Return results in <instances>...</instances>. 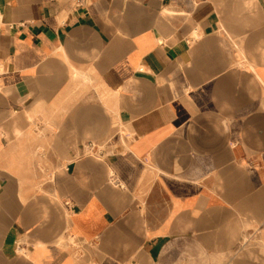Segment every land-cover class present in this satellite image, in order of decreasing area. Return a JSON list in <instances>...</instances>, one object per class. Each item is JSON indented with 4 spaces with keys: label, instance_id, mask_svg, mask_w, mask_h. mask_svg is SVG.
Instances as JSON below:
<instances>
[{
    "label": "crops",
    "instance_id": "0c3cea01",
    "mask_svg": "<svg viewBox=\"0 0 264 264\" xmlns=\"http://www.w3.org/2000/svg\"><path fill=\"white\" fill-rule=\"evenodd\" d=\"M0 264H264V0H0Z\"/></svg>",
    "mask_w": 264,
    "mask_h": 264
},
{
    "label": "bare ground",
    "instance_id": "6f19581e",
    "mask_svg": "<svg viewBox=\"0 0 264 264\" xmlns=\"http://www.w3.org/2000/svg\"><path fill=\"white\" fill-rule=\"evenodd\" d=\"M248 241V240H247Z\"/></svg>",
    "mask_w": 264,
    "mask_h": 264
}]
</instances>
